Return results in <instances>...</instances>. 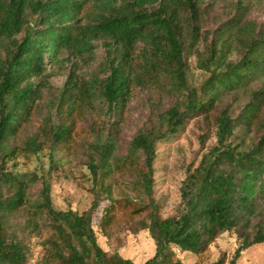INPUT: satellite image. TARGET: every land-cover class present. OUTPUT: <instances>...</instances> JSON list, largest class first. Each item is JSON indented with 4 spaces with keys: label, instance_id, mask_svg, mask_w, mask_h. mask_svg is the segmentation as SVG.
<instances>
[{
    "label": "trees",
    "instance_id": "1",
    "mask_svg": "<svg viewBox=\"0 0 264 264\" xmlns=\"http://www.w3.org/2000/svg\"><path fill=\"white\" fill-rule=\"evenodd\" d=\"M255 7L264 8V0H0V264H30L32 233L44 249L35 264H134L98 242L93 217L103 199L83 212L58 209L48 179L8 163L21 151L39 153L46 141L70 148L78 115L96 104L120 121L137 89L157 94L156 117L139 129L127 154L141 161L137 183L147 200L113 201L110 184L98 176L100 168L110 171L104 160L115 150L116 133L98 132L88 145L99 154L89 162L94 182L108 196L104 234L120 212L138 217L133 230L149 231L156 246L143 264H183L179 252L202 253L226 232L239 242L229 264L264 242V20L251 17ZM100 42L107 50L104 74L82 78L73 66L94 60ZM194 52L207 73L199 86L188 79ZM68 63L56 100L60 120H43L46 138L40 125L17 142L37 122L48 78ZM164 99L170 104L158 111ZM194 116L205 121L201 141L212 131L216 141L187 167L179 206L163 217L153 197L157 144ZM38 182L39 197L31 200ZM20 215L27 218L18 227L13 219Z\"/></svg>",
    "mask_w": 264,
    "mask_h": 264
},
{
    "label": "rangeland",
    "instance_id": "2",
    "mask_svg": "<svg viewBox=\"0 0 264 264\" xmlns=\"http://www.w3.org/2000/svg\"><path fill=\"white\" fill-rule=\"evenodd\" d=\"M251 17L257 21H263L264 8L255 7ZM215 20L216 17H212L205 25L206 28H209V32L214 28ZM106 58V47L100 42L94 60L79 59L73 69L86 79L96 73L103 75ZM188 63V79L192 85L199 86L207 77V73L199 67L197 52L189 55ZM70 66L68 63L50 75L48 80L51 88L45 93V99L40 104L37 122L31 125L17 142L25 140L33 133H38L40 125L42 131L39 132L43 134V138H46L43 120L54 123L60 120L56 100L60 98V90L68 78ZM51 69L49 68V71ZM151 99L156 100L157 94L147 89L135 90L120 121H116L114 116L105 112L103 106L99 104L97 106L95 103L96 105L89 107L84 115H78L77 129L71 130V140L74 143L70 148L63 144L56 148L51 146L50 141H46L44 149L39 153L31 154L21 151L8 163L10 169L18 172H36L42 178L48 179L51 184L53 203L58 209L72 208L83 212L88 210L96 200L103 199L93 217L98 242L105 250L119 251L123 257L132 259L134 264H143L154 255L155 242L149 231L135 232L133 230V226L138 222V217L131 219L123 212L119 213L118 221L111 227L108 235H105L101 230L100 221L104 213L103 209L108 203L105 201L108 196L94 182V173L90 169L89 162L92 158L99 161V154L92 151L88 145L98 132L107 133L112 130L116 133L115 150L104 160L109 163L110 171L103 174L104 170L100 168L98 176L110 184L113 201L125 198L146 201L147 198L137 183L141 161L138 162L127 154L130 142L139 129L146 125L150 126L156 117L157 106L153 105L155 102H151ZM169 104V99H164L158 104V111L166 109ZM196 117L187 118L185 125L176 134L157 144L153 197L163 217L174 214L179 206L181 201L180 186L186 176L187 167L197 164L202 154L216 141L213 131L204 143L201 141V135L206 130V125L202 118ZM48 137L51 138L50 135ZM52 160L56 162L55 165ZM41 186V182L36 183L31 200L39 197ZM140 195L141 197H139ZM26 218L27 215H20L15 217L13 222L20 227ZM29 237V263L35 264L44 253L42 239L37 233H32ZM238 245L237 235L234 232H226L216 239L206 251L202 253L179 252V257L183 264H210L220 259L224 260L221 264H229ZM236 264H264V242L244 250Z\"/></svg>",
    "mask_w": 264,
    "mask_h": 264
}]
</instances>
